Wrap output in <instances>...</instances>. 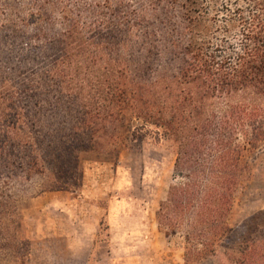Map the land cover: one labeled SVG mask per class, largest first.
Here are the masks:
<instances>
[{
	"label": "trees",
	"instance_id": "obj_1",
	"mask_svg": "<svg viewBox=\"0 0 264 264\" xmlns=\"http://www.w3.org/2000/svg\"><path fill=\"white\" fill-rule=\"evenodd\" d=\"M0 43V251L23 244L2 229L12 190L65 188L80 153L118 155L130 119L131 141L175 153L155 220L184 263L264 264V211L235 241L229 224L245 154L264 149V0H11ZM162 54L167 69L148 61Z\"/></svg>",
	"mask_w": 264,
	"mask_h": 264
},
{
	"label": "rangeland",
	"instance_id": "obj_2",
	"mask_svg": "<svg viewBox=\"0 0 264 264\" xmlns=\"http://www.w3.org/2000/svg\"><path fill=\"white\" fill-rule=\"evenodd\" d=\"M8 2L11 0H0V6ZM130 5L138 6L135 1ZM15 41L18 47L19 40ZM137 48L138 45L134 43L121 53L123 56H138ZM155 60L160 63L161 69H167L171 63L164 54L148 59L154 63ZM126 129L120 132L126 134L117 156L104 150L80 153L75 177L69 178L65 188L59 189L75 192V195L88 193L86 196H94V202L102 211L96 226V243L99 244L94 246L88 263L105 264L95 258L110 254L111 247L117 260L114 264H217L213 258L199 262L189 259L184 263L181 250L171 261L167 248L181 243L183 236L180 233L169 236L170 242L165 245L164 233L159 231V234L156 230L155 211L165 198L168 186L180 179L174 170L175 153L169 142L161 140L156 143L153 135L145 136L139 145L131 141L128 135L133 129L130 119ZM146 129L152 133L155 130L150 125H146ZM245 160L249 174L236 193L229 216L233 229L232 241L237 239L245 220L264 211V149L250 147ZM50 185L54 183L35 176L31 183L12 190L11 218H4L8 223L2 229H14L15 236L23 244L16 245L12 240L7 243V237L1 239V242H6V247L0 251V264H84L83 260L66 257L60 241L42 242L34 237L33 229L38 227L40 221L37 211L31 208L32 199L52 191L48 189ZM41 189L42 192L38 193Z\"/></svg>",
	"mask_w": 264,
	"mask_h": 264
},
{
	"label": "crops",
	"instance_id": "obj_3",
	"mask_svg": "<svg viewBox=\"0 0 264 264\" xmlns=\"http://www.w3.org/2000/svg\"><path fill=\"white\" fill-rule=\"evenodd\" d=\"M86 194L88 193L75 195V192L63 190L44 192L32 199L31 208L37 211L40 221L38 227L33 229L36 239L42 242H47L46 240L60 241L61 249L66 251V257L83 260L84 264H90L88 258H90L94 246L99 244L96 243L98 232L96 226L102 211L94 202L95 197L93 195V197H88ZM157 232L160 234L158 230ZM164 240L165 245L170 242L165 235ZM179 250L182 251L179 244L167 248V254L172 262L174 257L179 254ZM111 251L110 247V254L100 255L95 259L103 261L105 264H114L117 260L114 259Z\"/></svg>",
	"mask_w": 264,
	"mask_h": 264
}]
</instances>
